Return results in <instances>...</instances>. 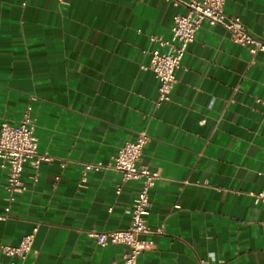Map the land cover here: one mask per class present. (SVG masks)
Segmentation results:
<instances>
[{
  "label": "crops",
  "instance_id": "0c3cea01",
  "mask_svg": "<svg viewBox=\"0 0 264 264\" xmlns=\"http://www.w3.org/2000/svg\"><path fill=\"white\" fill-rule=\"evenodd\" d=\"M224 11L264 43V0H226ZM185 12L166 0H0V132L31 108L38 151L53 159L37 183L25 167L27 190L0 220V264L19 262L1 247L35 228L23 264H124L126 247L101 248L88 233L127 229L140 183L112 170L79 182L85 164H109L142 132L141 165L161 177L149 226L162 233L144 237L155 247L137 264H264V205L253 197L264 189V51L252 56L204 22L157 107L151 52L169 50L150 39L170 40ZM5 186L0 169V217Z\"/></svg>",
  "mask_w": 264,
  "mask_h": 264
},
{
  "label": "built area",
  "instance_id": "2783aa9c",
  "mask_svg": "<svg viewBox=\"0 0 264 264\" xmlns=\"http://www.w3.org/2000/svg\"><path fill=\"white\" fill-rule=\"evenodd\" d=\"M166 1L173 3L175 7L183 4L186 12L174 17L170 40H164L157 36L150 39L160 49L167 48L169 50L168 53H161L159 50L151 52L149 69L159 82L157 107L171 101L173 88L177 83L176 74L182 68L188 48L194 42L196 33L204 22L211 27H223L230 34L231 40L248 48L252 56L264 51V43L250 34L240 18L226 15L224 11L226 0H191L188 3H182L181 0ZM257 103L264 106V102L261 100H257ZM31 111V108L25 111L18 126H11L8 123L1 126L0 169L6 173L5 189L8 193L9 206L5 209L6 215L1 216L0 220L7 219L11 204L16 201V196L27 190L22 180L25 167L29 165L34 170L32 180L37 183L41 165L53 161L51 157L41 155L38 151V139L35 136V124ZM148 142L149 136L146 132H142L135 140L126 142L109 164H85L83 178L79 182L80 187H85L88 172L112 170L122 175L123 182L140 183L139 194L128 211L131 221L127 229L107 233L92 230L88 233V236L101 248L108 245L126 247L127 252L123 257L124 264H137L139 255L154 249V242L145 240L144 237L162 233L161 230L152 231L149 226L152 206L151 192L161 177L158 172H153L148 167L141 165L143 152ZM64 167L63 164L62 168ZM120 193L121 189L118 188L117 194ZM253 197L255 205H264V189ZM36 233L37 228L33 230L32 234L25 236L18 247L4 246L1 247V252L9 258L19 261L12 262V264H23L32 249Z\"/></svg>",
  "mask_w": 264,
  "mask_h": 264
}]
</instances>
